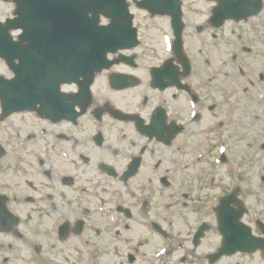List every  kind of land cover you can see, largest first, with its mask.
<instances>
[{"label":"flooded vegetation","instance_id":"af4514ba","mask_svg":"<svg viewBox=\"0 0 264 264\" xmlns=\"http://www.w3.org/2000/svg\"><path fill=\"white\" fill-rule=\"evenodd\" d=\"M190 1L195 32L228 47L238 33L225 60L187 75L173 50L148 68L119 63L90 98L68 85L60 112L38 103L7 117L20 125L0 117V162L9 149L16 161L0 169V264H201L207 239L217 264L226 233L247 229L260 247L234 256L264 264V0L218 29L215 9L246 0ZM16 8L0 0V22Z\"/></svg>","mask_w":264,"mask_h":264},{"label":"water","instance_id":"95a60500","mask_svg":"<svg viewBox=\"0 0 264 264\" xmlns=\"http://www.w3.org/2000/svg\"><path fill=\"white\" fill-rule=\"evenodd\" d=\"M27 2L29 8L24 7L26 16L20 20L23 23L19 26L26 28L24 37L30 44L21 50L16 43L10 42L8 34H0V54L16 69L15 79L30 78L27 81L29 95L49 90L54 82L58 91L59 81L71 82L81 75L92 77L94 71L109 67L108 52H114L130 42L116 39L114 30L109 26L99 28L88 25L86 9L98 7L107 14L110 12V0H81L78 5L72 0ZM92 2L96 5H89ZM15 58L20 59L19 65H14ZM48 76L51 77V86L44 84L43 78H38ZM28 94L26 98H17L27 100Z\"/></svg>","mask_w":264,"mask_h":264},{"label":"rangeland","instance_id":"374dc122","mask_svg":"<svg viewBox=\"0 0 264 264\" xmlns=\"http://www.w3.org/2000/svg\"><path fill=\"white\" fill-rule=\"evenodd\" d=\"M184 4V14L186 15V19H185V24L187 25L186 31L184 33V38H185V42H186V53L188 56H192L195 55V62L197 63L198 60H202L203 57H210L213 62L214 61H223L226 58H228L227 53H228V49L233 50L235 47H233L234 45H237V36L238 33H235V36L232 37V39L234 40V44H232V42H230V47L226 46L224 43V39L222 44H219L222 42L221 36L217 35L215 32L210 31L209 29L203 31V33L205 35H207V38L204 39V42L207 44L208 49L206 50V48H202V51L199 47V36L197 35V32H195V27L197 25V22L199 21L200 25L204 24L202 23V19L198 20V15L196 13H194L195 11H199V9L195 6L192 5V2L189 0V2H185L183 1ZM199 14V13H198ZM187 15L190 18H187ZM205 19V18H204ZM104 22H107L105 19L103 20ZM150 38H154V39H162L159 35V33L157 32H149L147 34ZM216 35V38L215 36ZM191 52H190V49ZM0 76H6V77H12L13 73L10 70V68L6 65V63L4 61H2L0 59ZM20 115L17 116H13L11 117L8 121H13L16 122L17 125H20ZM16 128H14L15 130ZM16 133V131H14ZM6 134L5 132L0 131V135L3 136L4 138H6ZM16 140V139H15ZM254 146H257L256 143H254ZM246 151L249 154L250 148L249 145H246L243 149L240 150H236V152H240V151ZM10 151V149H9ZM8 151L7 156L0 162V169H7L9 172H11V162H16L15 159L13 158V155L10 154ZM218 243L217 242H210L208 239L206 241H204V243L201 245V249H200V262L201 264H208L207 261L205 260V258L203 257L204 254L206 252L211 251L215 246H217ZM238 259L239 257H234V259H223L222 261H220L217 264H238ZM254 257H249L247 258V261H249L248 264H257V262L261 263V258L259 257L258 260L254 261Z\"/></svg>","mask_w":264,"mask_h":264}]
</instances>
